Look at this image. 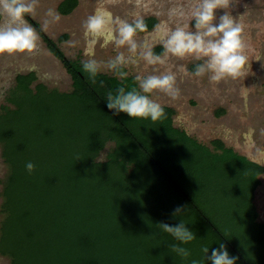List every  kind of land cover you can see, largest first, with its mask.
Segmentation results:
<instances>
[{
  "label": "trees",
  "instance_id": "1",
  "mask_svg": "<svg viewBox=\"0 0 264 264\" xmlns=\"http://www.w3.org/2000/svg\"><path fill=\"white\" fill-rule=\"evenodd\" d=\"M78 4L61 0L58 11L68 15ZM25 18L61 60L72 88H52L38 81L36 71L21 72L1 106L7 173L0 192V255L11 264H191L193 259L211 264L202 248L208 247L210 256L223 243L238 257L236 264H264V221L255 203L264 165L220 138L209 145L174 128L171 106H162L164 116L152 121L167 139L162 153L154 154L131 122L106 106L108 91L138 87L135 75L125 69L129 75L121 80L100 71L93 83L82 69L84 60L62 49L68 34L55 39L31 13ZM143 20L145 32L159 22L156 16ZM153 52L164 49L158 45ZM28 162L35 165L32 173ZM211 165L235 171L243 179L237 189L249 193L248 199L243 192L239 196L248 206L240 209L235 227L226 226L204 195L205 167ZM177 206L188 211L174 218ZM180 220L196 234L182 245L191 252L188 259L170 250L179 242L158 226Z\"/></svg>",
  "mask_w": 264,
  "mask_h": 264
},
{
  "label": "rangeland",
  "instance_id": "2",
  "mask_svg": "<svg viewBox=\"0 0 264 264\" xmlns=\"http://www.w3.org/2000/svg\"><path fill=\"white\" fill-rule=\"evenodd\" d=\"M61 0H35L32 16L41 22L44 30L53 38L58 39L63 34L69 38L61 42V47L73 59L86 60L84 55L82 23L97 9H107L115 16L132 22L136 18L156 16L158 24L151 31L138 33L137 39L147 42L153 49L161 45L154 43L157 35H166L169 29L185 26L192 29V11L199 0H79L76 9L63 15L58 11ZM227 11L233 15L243 27V38L246 43L245 55L248 63L242 75L237 79L227 78L220 82H211L208 76L193 75L197 61L192 57L180 59L171 55L160 54L163 64L127 68L133 75L147 76L149 74L172 73L176 76V87L179 95L173 99L163 93H155L152 98L160 105H171L176 109L174 128L207 144L216 138L222 139L227 146L251 160L264 165V0H231ZM224 10H217V22ZM24 23L35 28L24 17ZM8 23L6 16L1 14L0 26ZM37 35L36 48L31 52L0 54V111L6 102L11 87L15 84L18 73L36 71L38 81L50 87L67 91L72 88V78L67 69L47 48L46 43ZM121 51H126L122 49ZM117 54L113 46L95 50V59L107 62ZM102 72L112 73L106 69ZM144 138L146 144L156 155L164 150L167 139L159 134L149 119H131L122 113ZM113 145L109 142L100 158L104 159ZM7 173V166L2 158L0 143V192L2 180ZM261 184L255 193V203L259 219L264 221V173L260 175ZM242 177L230 169L220 166L205 167L204 182L209 187L205 191L218 213L223 217L226 226L234 227L238 223L237 215L240 209L248 206V202L239 197L243 191L238 190ZM244 193V192H243ZM248 191L244 195L248 196ZM243 195V196H244ZM242 196V197H243ZM3 197L0 195V207ZM246 202V203H245ZM245 203V204H244ZM0 264H11L7 256L0 255Z\"/></svg>",
  "mask_w": 264,
  "mask_h": 264
},
{
  "label": "clouds",
  "instance_id": "3",
  "mask_svg": "<svg viewBox=\"0 0 264 264\" xmlns=\"http://www.w3.org/2000/svg\"><path fill=\"white\" fill-rule=\"evenodd\" d=\"M35 0H0V14L7 17L8 23L0 26V54L31 52L36 48L35 30L24 23L25 15L31 13ZM231 0H199L192 11L194 24L192 29L177 26L169 29L166 35L154 37V43H160L164 55L180 59L192 57L203 61L195 66L193 75L208 76L211 82H220L227 78L237 79L245 70L248 58L244 54L246 43L243 38V27L227 9ZM217 10H224L217 22ZM85 43L84 55L88 59L82 62V69L95 83V78L102 69L111 71L117 78L124 80L129 73L125 69L139 66L142 62L149 65L163 64L164 58L152 51V45L137 39L138 33L147 31L143 18L132 22L115 16L107 9H97L82 23ZM113 46L117 54L100 62L95 59L97 46ZM122 49L126 51H121ZM138 87L127 89L124 86L108 91L106 106L115 115L127 114L131 119H151L153 122L164 116L162 106L152 98L155 93H163L175 99L179 95L176 87V76L172 73L136 75ZM79 159V158H77ZM29 173L35 170L31 162L26 164ZM188 211L187 206H177L172 215L178 217ZM159 228L170 234L179 243L171 244L170 250L183 259H188L191 252L182 245L196 239L194 231L183 221L170 225L161 222ZM203 259L211 264H236L238 257L230 256L226 246L220 243L218 249L203 247ZM191 264H201L193 259Z\"/></svg>",
  "mask_w": 264,
  "mask_h": 264
},
{
  "label": "flooded vegetation",
  "instance_id": "4",
  "mask_svg": "<svg viewBox=\"0 0 264 264\" xmlns=\"http://www.w3.org/2000/svg\"><path fill=\"white\" fill-rule=\"evenodd\" d=\"M146 33V32H145ZM161 106H171V105H161ZM171 107H173V106H171ZM176 115V114H175ZM174 115V116H175ZM174 116H173V122H174ZM227 146V145H226ZM228 147H231V146H228ZM233 148V147H232ZM234 149V148H233Z\"/></svg>",
  "mask_w": 264,
  "mask_h": 264
}]
</instances>
